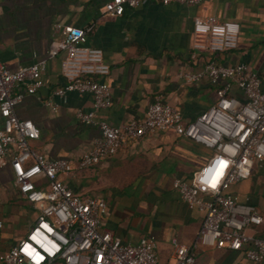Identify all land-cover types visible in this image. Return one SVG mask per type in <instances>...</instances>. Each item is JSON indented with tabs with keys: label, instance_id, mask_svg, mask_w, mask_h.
Here are the masks:
<instances>
[{
	"label": "crops",
	"instance_id": "0c3cea01",
	"mask_svg": "<svg viewBox=\"0 0 264 264\" xmlns=\"http://www.w3.org/2000/svg\"><path fill=\"white\" fill-rule=\"evenodd\" d=\"M106 1L0 0V62L13 72L44 58L59 37L56 24L84 29L85 45L100 49L109 67L102 80L110 89V103L95 112L94 120L115 126L141 119L156 96L184 121L198 115L215 101V87L204 79L188 84L177 74L196 72L207 61L244 63L264 81V0H203L194 5L141 0L119 17L102 14ZM207 16L239 24L234 50L214 54L191 49L192 20ZM61 57L62 53L46 62L42 86L34 93H27L24 84L14 87L23 95L14 113L38 130L39 137L27 141L31 149L48 160L64 159L75 165L99 131L75 118L76 110L92 109L89 94L54 95L62 84ZM229 94L241 98L235 87ZM210 156L208 148L168 130L127 140L115 155L61 179L74 194L104 201L100 229L130 244L152 236L158 263L172 264L171 239L193 245L202 213L184 203L171 183L189 181ZM9 160L7 155L0 166V252L22 238L37 216L13 185ZM35 184L43 185L41 180ZM228 192L256 207L263 223L253 231L264 238V164H254L250 176L229 186ZM194 264L254 263L241 252L197 246Z\"/></svg>",
	"mask_w": 264,
	"mask_h": 264
},
{
	"label": "built area",
	"instance_id": "2783aa9c",
	"mask_svg": "<svg viewBox=\"0 0 264 264\" xmlns=\"http://www.w3.org/2000/svg\"><path fill=\"white\" fill-rule=\"evenodd\" d=\"M140 1L107 0L102 14L119 17L125 8L134 9ZM155 1L161 5H194L203 0ZM54 30L59 37L44 58L13 72L0 62V166L9 155L13 185L37 210L25 235L6 252H0V264H159L152 236L130 244L100 229L106 210L104 201L74 194L61 177L115 155L127 140L168 130L211 151L189 181L174 179L171 183L184 203L202 213L193 245L171 239L172 264H194L197 246L241 252L251 263L264 262V238L253 231L263 223L261 214L255 206L239 202L228 192L229 186L250 176L254 164H264V81L257 73L244 63L207 61L196 72L177 74L188 84L204 79L215 87V101L198 115L184 121L175 108L156 96L141 119L115 126L94 120L97 110L109 106L111 96L102 80L109 73L102 51L85 45L82 28L56 24ZM238 35L239 24L235 21L195 17L190 46L197 53L232 51L237 47ZM60 53L62 84L53 93L60 98L68 92L89 94L92 109L76 110L75 118L99 131L75 165L64 159L48 160L31 149L27 141L36 140L38 130L30 120L18 119L14 113V106L23 97L13 91L14 87L24 84L27 93H34L42 86L40 75L46 62ZM232 87L241 98L229 94ZM36 180L42 181V187L36 186Z\"/></svg>",
	"mask_w": 264,
	"mask_h": 264
}]
</instances>
